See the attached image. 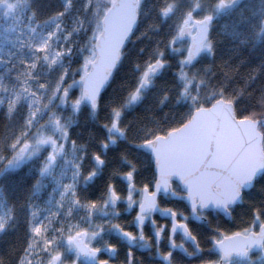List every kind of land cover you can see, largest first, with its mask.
I'll use <instances>...</instances> for the list:
<instances>
[{"label": "snow or ice", "instance_id": "snow-or-ice-1", "mask_svg": "<svg viewBox=\"0 0 264 264\" xmlns=\"http://www.w3.org/2000/svg\"><path fill=\"white\" fill-rule=\"evenodd\" d=\"M236 3L0 0V264L264 260V52L213 33Z\"/></svg>", "mask_w": 264, "mask_h": 264}, {"label": "trees", "instance_id": "trees-1", "mask_svg": "<svg viewBox=\"0 0 264 264\" xmlns=\"http://www.w3.org/2000/svg\"><path fill=\"white\" fill-rule=\"evenodd\" d=\"M149 2L150 0H146V7ZM54 6L56 5L52 4L45 10L50 11ZM155 15L156 12L153 7L149 10V16L146 19H150ZM262 15H264V0H237V3L232 8L219 13L215 18L213 28V33L216 37L217 59L231 57L230 62L236 63L242 58L240 53H247L248 59L241 64L242 71L250 64L256 63V61L260 59V56L257 55V53L264 52V35H261L259 39H254L249 36V33L251 32V25L255 24ZM143 22L144 21L142 20L141 23L143 24ZM238 33L244 36H249V42L247 45L242 46L236 55H232L234 46L238 44L240 39V35H237ZM140 43H143V41L130 44L128 54L125 57V70L118 73V79L131 75L127 70L131 68V61L135 58ZM219 75L220 74L217 73V79L219 78ZM237 82L242 81L238 80ZM257 82L264 83V71L258 75ZM231 83L232 82H230V84Z\"/></svg>", "mask_w": 264, "mask_h": 264}, {"label": "flooded vegetation", "instance_id": "flooded-vegetation-1", "mask_svg": "<svg viewBox=\"0 0 264 264\" xmlns=\"http://www.w3.org/2000/svg\"><path fill=\"white\" fill-rule=\"evenodd\" d=\"M141 178H143V177H141ZM169 206H171V205H169ZM121 207H124V205H121ZM134 214H135L134 212L129 210L128 212H124L122 215H123V217H125V218L130 220L134 216ZM154 218L157 219L158 221H160L161 223H165L166 222L164 220V218L159 215V213H155L154 214ZM145 230L149 234H151V226H150V224H146L145 225ZM113 239H116V237H113ZM177 239H179V237H177ZM163 243H164V246H166V241H164ZM123 254H124V248L122 247L121 248V254H120V258L121 259L123 258ZM138 255L143 256V259L145 260L146 264H156V261L158 260V258L153 259V258L149 257L147 251L143 250V249L139 250ZM253 259H257V254L255 252L253 253ZM262 263H264V260L260 261L259 259H257V264H262ZM234 264H239V262L238 261H234Z\"/></svg>", "mask_w": 264, "mask_h": 264}, {"label": "water", "instance_id": "water-1", "mask_svg": "<svg viewBox=\"0 0 264 264\" xmlns=\"http://www.w3.org/2000/svg\"><path fill=\"white\" fill-rule=\"evenodd\" d=\"M234 5H235V4H234ZM234 5H233V6H234ZM233 6H232V7H233ZM232 7H231V8H232ZM226 10H228V9H225V10H223V11H226ZM223 11H222V12H223ZM233 128H238V129H240V133H243V131L245 130L246 126H245V125L226 126V127H225V133H226V135H231Z\"/></svg>", "mask_w": 264, "mask_h": 264}]
</instances>
